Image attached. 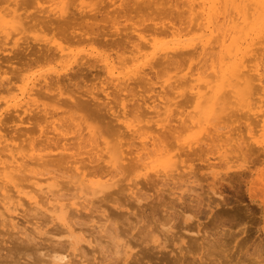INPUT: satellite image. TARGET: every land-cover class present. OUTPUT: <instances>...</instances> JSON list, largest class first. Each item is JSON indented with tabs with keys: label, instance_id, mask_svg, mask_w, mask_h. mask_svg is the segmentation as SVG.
<instances>
[{
	"label": "bare ground",
	"instance_id": "bare-ground-1",
	"mask_svg": "<svg viewBox=\"0 0 264 264\" xmlns=\"http://www.w3.org/2000/svg\"><path fill=\"white\" fill-rule=\"evenodd\" d=\"M71 1L0 0V226L27 235L54 223L61 228L57 234L69 236L67 248L83 239L74 224L85 211L99 228L108 230L111 217L95 202L119 182L127 181L124 189L140 203L138 192L146 180L158 182L156 186L170 180L179 185L180 179L187 187L194 183L192 162L199 152L197 158L207 162L209 172L217 166L213 154L231 169L256 148V153L264 152V0H147L154 6L182 8L184 26L155 21L160 27L148 31L132 25L122 49L100 46L92 37L64 42L55 35H40L44 23L69 15ZM98 1L80 0L76 10L88 20L95 18ZM106 1L112 12L125 2ZM112 23L120 35L121 22L115 17ZM31 46L40 47L41 57L19 62L17 52L24 58ZM85 64L99 68L98 82L71 88V72ZM185 96L183 108L179 99ZM83 109L108 119V130L105 124L103 131L107 136ZM234 157L240 161L235 163ZM256 178L254 182L264 186V170ZM211 193L216 195L213 188ZM181 212L184 226L169 236L173 225L161 224L157 246L136 244L141 248L133 253L136 247L128 241H115L123 264L130 255L142 261L148 250L167 248L169 239L179 241L178 253L170 249L164 254L166 264H204L194 248L201 223L193 225L196 231L188 224L194 216ZM55 248L52 258L48 256L53 263L94 264L79 257L77 247L71 252L75 259L65 248Z\"/></svg>",
	"mask_w": 264,
	"mask_h": 264
},
{
	"label": "rangeland",
	"instance_id": "rangeland-1",
	"mask_svg": "<svg viewBox=\"0 0 264 264\" xmlns=\"http://www.w3.org/2000/svg\"><path fill=\"white\" fill-rule=\"evenodd\" d=\"M79 2L80 0H72L70 2L72 6L69 4L71 7L69 15H67L65 19L63 18L59 21H62L61 23L63 24H59V22L44 23L43 27H40L44 32L41 31L42 33L40 35H55V37L60 40L64 38V42L67 39L79 40L81 38L86 39L92 37L100 46L104 45L105 47L106 45V47H108L111 45L112 47L114 46L115 49H117V47H119L118 49H120V47L122 49L128 44V41H125L126 38L124 37L126 36L124 34L131 31L132 25H141V28H145L148 31L151 29V31H153L155 28L160 27L161 24L159 21H163L168 25L176 23L177 27L184 26V24H180V12H182V8H170L171 6L167 5V3H164V5L155 4L156 6L159 5L156 7L154 6V2L150 4L147 0H145V2L143 1V3L142 1L140 3V1L125 0L124 5L119 7L118 10H115V12H112V8L106 7V2L108 1L99 0V11L97 10L98 12H96L95 10V12H92V14H97H95L96 17L92 19L89 18L88 20V17H85L84 13H79L80 11L78 9L76 10L77 5H75V3L79 4ZM163 2L164 1H162V3ZM115 17L116 20L118 19L121 22L120 35H116L112 28V22ZM154 22H159L160 25H155ZM51 23H53L54 26ZM57 23L59 27L56 26ZM38 31L36 32L37 34L40 33ZM38 48L40 47L31 46L29 48L30 53L27 51L28 53H26L28 55L24 56V58H22L23 55L21 52V55L17 52V59H21V61H19L21 63L39 59V57H41L39 55H42L43 52ZM36 50L38 52H36ZM32 52L34 54H32ZM20 65L21 64H19V66ZM87 65L79 66L80 68L77 67L79 70L75 68V72H71V75L74 74V76H69L72 84L68 83L67 85H75L77 88L84 84L98 82L97 77L100 76L99 68L89 67V65L87 67ZM67 82L70 81L68 80ZM71 88H74V86ZM83 89L85 90L86 88ZM184 98L187 99L186 96L181 98L182 101L179 99L180 105L182 104L181 107L183 108V105H185V107L187 106V103L183 101ZM186 99L184 100L186 101ZM85 110L86 113H84ZM85 110H81V113L86 117L88 116V118L90 117V120L94 119L97 121L99 124L97 126L103 129H100L101 132L107 136L108 134L104 133V129L108 119L99 117L96 114L92 115L91 110L90 115L87 109ZM95 115L97 116L96 119H103L104 121L96 120ZM92 120L91 122H93ZM32 125H30V127H33ZM106 126L108 130L109 124H106ZM242 127H244V124ZM169 141L172 140H168V142ZM169 147H172V145L170 144ZM255 151H257V148L253 150V153L248 152L249 155L245 154L248 157L243 154L246 158H241L242 155L240 153V156L238 153H232V155L235 154L237 157L239 156L241 158V162L239 163L241 167L234 164V166H236H233V168L230 167L231 169H229L228 164L224 163L225 161L223 162V160L220 161V159H216L217 155L215 154L214 156L213 154L212 162L215 159L217 162H215V160L214 162L217 166L219 163H223L226 167L220 164V166H218L219 168L215 166V171L211 169V172H209L210 167L208 168L205 166L207 162L199 161L200 157L197 158L199 154H196L197 156L193 155L192 159H194V156L196 157V161L194 160L195 162L192 163L196 166L197 175L196 178L193 177L195 182L192 184L189 183L188 186L190 188L187 187L186 183V187L184 183L181 185V179L179 180V185H181L182 188H180L178 184H175L177 188H174V183L178 180H170L168 181L169 183L165 182L158 186H156L158 182L146 180V184L144 183L146 185L145 188L143 187V190L140 191V193L138 192V195H140V203L135 201V197H130L129 193L124 189V184L126 185L127 181L119 182L109 194L102 197V200L100 199L101 201L97 198L94 199L98 201L93 199L96 201L95 206H102L111 217V222L107 225L108 230L99 228L95 222L91 221V217L88 215L89 211H85L80 218L78 217L75 219L76 222L74 221L76 233H79L78 229H80L82 235L84 234L83 239H81L78 244L71 247L68 246V248L67 245L70 242L68 241L70 240L69 236L61 232L57 234L58 229L61 228L59 225L55 224V226L54 223L46 225L38 234L33 232L30 233L31 231L29 230V232L27 231V235H21L17 233V230L10 231L11 229H5L0 226V264H6L7 262L8 264L11 262L12 264H63L62 262L53 263L50 257H48L51 256L52 258V254L56 249L55 247L65 248L67 251L66 254L71 255V257H73L72 259H75L72 254L77 247L75 252L86 262L94 264H123L124 255L121 252H117L115 241H119L120 243L128 241L134 247L139 246L136 244H140L141 246V243H143V247L157 246L160 244L159 240L161 238L157 239L155 235L161 236L163 234L161 224L173 225V229L166 234L169 236H171L172 233L175 234L182 228L181 226H184V219L181 215V211H186L194 216L188 221V224L192 223L193 228L197 226V222L201 223L202 227H200L202 231L199 235H194V237L197 238V236H200V239L203 238L202 240L198 238L199 241H196L199 244H202L203 241V246L201 245L203 248L198 246L199 244H196L194 248L195 253L199 254L201 252L200 256L203 257L204 264H264V186L262 185V187L261 184H257L258 181L256 178L257 174L264 170V162H261L264 161V154L262 155L264 152L262 151L261 153L259 152L261 150H258L256 153ZM199 153V156H201V152ZM208 154V156H211V153ZM232 155L231 153L228 154L229 157ZM57 157H55V162L58 161ZM202 157H205V155ZM234 158L231 159L235 161V163L240 161V158ZM245 159L248 160L246 164L244 161ZM233 163L231 164L233 165ZM242 163H244L245 166H243ZM98 168L102 170L104 167L101 165ZM248 168L251 169V172H249L250 169ZM126 171L127 174H125L128 175L129 169H125V172ZM213 172L215 174L218 172L217 180L213 178ZM130 177L134 178V175ZM184 179L182 178V182H185L183 181ZM193 179L190 181H193ZM185 180H187V178ZM147 188H149V190ZM212 188L216 191V195L211 193ZM71 191L73 193V190ZM71 191L69 192L71 193ZM45 218L46 217L43 219L41 218L40 222L45 221ZM217 220L221 221V226H219L220 224L218 225ZM21 221L24 220L22 219ZM26 225L30 228V224ZM196 229L197 227L195 230ZM182 232L183 231H181V233ZM204 232L207 233L202 237L205 234ZM53 234H55L56 237ZM113 237L116 238L113 239ZM186 239L188 240V235ZM174 240L175 243L172 242V239L166 241L167 248L161 246L151 251L148 250L147 256L149 255L150 258L147 256L141 258L143 262L138 260V256H134L136 254H133L141 248L136 247L134 251H132L133 255L128 257V264H166V260L168 259L165 255H167L166 253H168L170 249L178 253V250L175 248H177V243H179V241L177 239ZM173 255L174 254H170L169 256L172 257ZM163 256L165 257L163 258ZM71 257L69 256L70 261ZM50 260L51 263H48ZM200 262H202V260ZM74 264L79 263L76 262Z\"/></svg>",
	"mask_w": 264,
	"mask_h": 264
}]
</instances>
